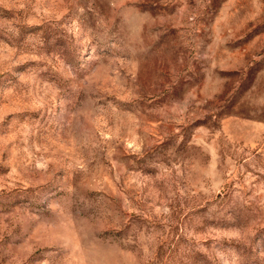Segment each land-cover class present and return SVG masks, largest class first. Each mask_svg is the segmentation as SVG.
<instances>
[{
  "label": "rangeland",
  "instance_id": "obj_1",
  "mask_svg": "<svg viewBox=\"0 0 264 264\" xmlns=\"http://www.w3.org/2000/svg\"><path fill=\"white\" fill-rule=\"evenodd\" d=\"M0 264H264V0H0Z\"/></svg>",
  "mask_w": 264,
  "mask_h": 264
}]
</instances>
